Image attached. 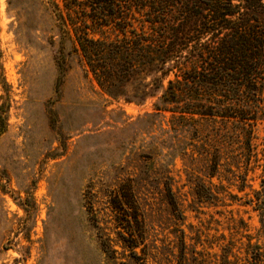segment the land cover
Instances as JSON below:
<instances>
[{
    "label": "rangeland",
    "instance_id": "rangeland-1",
    "mask_svg": "<svg viewBox=\"0 0 264 264\" xmlns=\"http://www.w3.org/2000/svg\"><path fill=\"white\" fill-rule=\"evenodd\" d=\"M55 2L0 0V264H264V100L249 123L112 99Z\"/></svg>",
    "mask_w": 264,
    "mask_h": 264
},
{
    "label": "trees",
    "instance_id": "trees-1",
    "mask_svg": "<svg viewBox=\"0 0 264 264\" xmlns=\"http://www.w3.org/2000/svg\"><path fill=\"white\" fill-rule=\"evenodd\" d=\"M63 1L64 30L112 99L143 104L164 89L156 109L184 118L249 122L262 110L264 0ZM6 126L0 107V134Z\"/></svg>",
    "mask_w": 264,
    "mask_h": 264
}]
</instances>
